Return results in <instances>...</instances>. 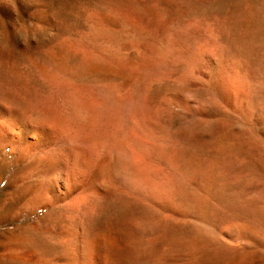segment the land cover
<instances>
[{
    "label": "rangeland",
    "instance_id": "1",
    "mask_svg": "<svg viewBox=\"0 0 264 264\" xmlns=\"http://www.w3.org/2000/svg\"><path fill=\"white\" fill-rule=\"evenodd\" d=\"M128 25L145 37V43L121 44L120 52H131L129 63L109 52L106 47L113 44L103 32ZM136 48L143 52L141 60ZM83 49L117 68L107 73L111 82L93 76L74 80L63 72L62 58L84 64ZM0 86V104L14 109L16 118L45 114L42 126L48 127L44 147L23 158L5 151L12 187L8 200L0 202V264H71L65 246L79 243L75 231L92 235L108 228L121 241L109 256L111 264H264V0H0ZM76 100L85 108V120L74 111ZM94 146L101 149L99 158ZM76 149L86 156L80 152L71 167ZM51 158L62 165L48 164ZM98 159L110 164V181L98 180L95 193ZM59 168L88 184L61 200L33 204L31 195ZM135 207L146 211L133 214ZM152 210L162 220L151 216ZM139 236L143 241L135 246ZM150 245L153 249L146 248Z\"/></svg>",
    "mask_w": 264,
    "mask_h": 264
},
{
    "label": "bare ground",
    "instance_id": "2",
    "mask_svg": "<svg viewBox=\"0 0 264 264\" xmlns=\"http://www.w3.org/2000/svg\"><path fill=\"white\" fill-rule=\"evenodd\" d=\"M134 6V5H133ZM126 7V6H125ZM137 10H138V8H137ZM135 10L133 9V12H134ZM137 12V11H136ZM130 13V12H129ZM139 13V12H138ZM109 14V13H108ZM141 14V13H140ZM95 15V14H94ZM115 15V14H114ZM126 15H129L128 13H126ZM104 16H105V14H104ZM91 17V16H90ZM98 17V16H97ZM107 17V16H106ZM112 17V16H111ZM129 17H130V15H129ZM94 18V17H93ZM104 18V17H103ZM103 18H101V19H103ZM113 18H114V16H113ZM141 18V17H140ZM90 19V18H89ZM123 19V18H122ZM133 19H135V18H133ZM106 20V19H105ZM49 21H50V19H49ZM115 21V20H114ZM96 22V21H95ZM101 22V21H100ZM104 22V21H103ZM52 23H54V22H52ZM105 23V22H104ZM138 23H140L139 21H138ZM93 24H94V22H93ZM100 24V23H99ZM106 24V23H105ZM126 24V23H125ZM107 25V24H106ZM130 25V24H129ZM129 25H128V27H124L122 30H115V31H107V30H105V31H103L104 33H106V35H107V41H109V42H111V44H113L112 46H109L108 44V46L106 47L108 50H109V52L110 53H112V55L114 56V57H117V58H126V60L127 59H129V57H130V53H122V52H120V46H121V44H124L125 42H127V41H130L131 39H138V41L137 42H139V40L141 39V40H143V39H145V37H143V36H141V33L142 32H140V31H137V30H135L133 27L131 28V27H129ZM142 25V24H141ZM94 26V25H93ZM108 26V25H107ZM113 26V25H112ZM131 26H135L134 24L132 25L131 24ZM139 26V25H138ZM154 27V26H153ZM96 28V27H95ZM99 28V27H98ZM110 28V27H109ZM141 28V27H140ZM97 29V28H96ZM105 29V28H104ZM145 29V28H144ZM99 30V29H98ZM91 31H92V29H91ZM97 31V30H96ZM92 32H94V31H92ZM97 32H99V31H97ZM102 32V31H101ZM103 33V34H104ZM82 34H83V32H82ZM101 34V33H100ZM99 34V35H100ZM89 35L91 36V33H89ZM142 35H143V33H142ZM89 36V37H90ZM82 37V36H81ZM102 37V36H101ZM96 38H97V36H96ZM96 40H98V39H96ZM105 40V39H104ZM90 41H92V40H90ZM80 42V41H79ZM93 42V41H92ZM96 42V41H95ZM143 42L145 43V40H143ZM170 42L172 43V40H170ZM58 43V42H57ZM56 43V44H57ZM68 43V42H67ZM144 43H142V44H144ZM66 44V43H65ZM101 44H103V43H101ZM72 45V44H71ZM131 45H132V43H131ZM134 45V44H133ZM135 45H136V43H135ZM171 45V44H170ZM174 45V44H173ZM72 46H74V45H72ZM87 46V45H86ZM99 46V45H98ZM91 47V46H90ZM95 47V46H94ZM105 47V46H104ZM124 47V46H123ZM136 47H139V46H136ZM146 47V46H145ZM144 46H142L141 48H145ZM74 48V47H73ZM125 48V47H124ZM148 48V47H147ZM154 48V47H153ZM51 49V48H50ZM55 49V48H54ZM87 49V48H86ZM86 49H83L82 50V54H83V59H84V64H82V65H79V64H72V63H70V61H68V59L65 57V58H62V56H60L62 59H61V61H62V70H63V72L68 76V77H70L71 79H74V80H80V79H86V77H95V79H97V80H100V81H112L113 79L112 78H109V76L107 75V73H109L110 71H117L115 68H113V66L111 65V64H109V63H107L106 61H104V60H101V59H97V58H95V57H92V55L86 50ZM127 49V48H126ZM137 49V48H136ZM171 49L173 50V48L171 47ZM46 50V49H45ZM103 50V49H102ZM130 50V49H129ZM137 50H139V51H135V53H134V55L136 56L135 58H137V59H139V60H141V56H142V53H141V49H137ZM155 51H156V49H154ZM47 51V50H46ZM50 51V50H49ZM142 51H144L143 49H142ZM147 51V50H146ZM146 51H144V52H146ZM56 52H58V50L56 51ZM150 52V51H149ZM62 53V52H61ZM77 53H78V51H77ZM76 53V54H77ZM148 53V52H147ZM55 55H56V53H54ZM59 54V53H58ZM57 54V55H58ZM106 54V53H105ZM60 55V54H59ZM100 55V54H99ZM154 55V54H153ZM153 55H151V56H153ZM44 56V55H43ZM66 56V55H65ZM71 56V55H70ZM69 55H68V57H70ZM64 57V56H63ZM77 57V56H76ZM98 57V56H97ZM144 57H145V54H144ZM46 58V57H45ZM99 58H101V57H99ZM132 58V57H131ZM55 59V58H54ZM146 59V58H145ZM60 60V59H59ZM71 60V59H70ZM106 60V59H105ZM111 60V59H110ZM120 60V59H119ZM45 61H46V59H45ZM55 61H56V59H55ZM109 61V60H108ZM123 61V60H122ZM122 61H119V63L120 62H122ZM144 61V60H143ZM151 61V60H150ZM44 62V61H43ZM82 62V61H81ZM80 62V63H81ZM118 62V61H117ZM124 62H125V60H124ZM130 62V59L128 60V63ZM152 62V61H151ZM159 62V61H158ZM45 63V62H44ZM46 63H47V61H46ZM54 63V62H53ZM61 63V62H60ZM113 63V62H112ZM136 63V62H135ZM139 63V62H138ZM160 63V62H159ZM114 64V63H113ZM140 64V63H139ZM152 64V63H151ZM49 65V64H48ZM123 65H124V63H123ZM127 65V64H126ZM130 65V64H129ZM133 65V64H132ZM146 65V64H145ZM161 65V64H160ZM117 66V65H116ZM144 66V65H143ZM151 66V65H150ZM52 67H54V66H52ZM118 67V66H117ZM133 67V66H132ZM48 68H49V66H48ZM119 68H121L120 66H119ZM147 68H148V66H147ZM50 69V68H49ZM142 69V68H141ZM144 69V68H143ZM42 70V69H41ZM138 70V69H137ZM50 71V70H49ZM59 70H57V72H58ZM128 71H129V69H128ZM150 71H151V69H150ZM131 72V71H130ZM161 72V71H160ZM122 73V72H121ZM57 75H58V73H56ZM60 76H61V74H59ZM133 75V74H132ZM63 77V76H62ZM3 79V78H2ZM12 79V78H11ZM133 79V78H132ZM4 80V79H3ZM66 80V79H65ZM2 81V80H1ZM115 81V80H114ZM2 82H4V81H2ZM135 82V81H134ZM65 83V82H64ZM113 83V82H112ZM122 83H124V82H122ZM4 84V83H3ZM117 84H119V83H117ZM6 85H8V84H6ZM9 85H10V81H9ZM108 85V84H107ZM124 85V84H123ZM109 86V85H108ZM115 86V85H114ZM119 86V85H118ZM122 86V85H121ZM0 87H2V86H0ZM3 87H4V85H3ZM6 87V86H5ZM4 87V88H5ZM9 87V86H8ZM7 87V88H8ZM86 87V86H85ZM103 87H104V85H103ZM112 87V86H111ZM96 88V87H95ZM106 88V87H105ZM7 90V89H6ZM102 90V89H101ZM120 90H121V88H120ZM4 91V90H3ZM9 91V90H8ZM1 92V91H0ZM2 93V92H1ZM4 93H5V91H4ZM6 94V93H5ZM92 94V93H91ZM96 94V93H95ZM7 95V94H6ZM2 97H3V95H2ZM106 97V96H105ZM52 98V97H51ZM8 99V98H7ZM6 99V100H7ZM2 104V103H1ZM0 104V202H3V201H5V200H8V199H6V197L8 196V194L9 193H11V187H12V181H11V179L8 177V176H6L5 175V172H7L8 171V169H9V166H10V161H8L7 160V156H6V154H5V151H6V149H9L10 150V153H13V152H16V153H18V155L21 157V158H23V157H26L30 152H32V151H34L35 149H38V148H42V147H44V143H45V140H46V137H47V135H48V127L46 126V125H43L42 126V123L44 122V121H46V119H47V115L45 116V114L43 115H38V116H36V117H34L33 115L32 116H30V118H29V120H24V119H18V118H16L14 115H15V110L14 109H6L4 106H2ZM122 104V103H121ZM5 105V104H4ZM74 111H75V113L78 115V116H81L82 118L83 117H86V115L84 116V114H85V108L82 106V105H80V104H77V100H76V104H75V106H74ZM101 111V110H100ZM121 111V110H120ZM45 112H46V110H45ZM53 112H55V111H53ZM42 113H44V112H42ZM50 113V112H49ZM49 113H47V114H49ZM90 113V112H89ZM92 113V112H91ZM64 114V113H63ZM51 115V113L48 115V117ZM56 115V114H55ZM58 115V114H57ZM74 115V114H73ZM104 115V114H103ZM18 116V115H17ZM54 116V113H53V115H52V117ZM59 116V115H58ZM88 116V115H87ZM89 116H90V114H89ZM94 116V115H93ZM61 117H63V116H61ZM70 116H68V118H69ZM91 117V116H90ZM95 117V116H94ZM99 117V116H98ZM54 118V117H53ZM52 118V119H53ZM55 118H56V116H55ZM67 118V117H66ZM49 119V118H48ZM62 119V118H61ZM74 119V118H73ZM72 119V120H73ZM84 119V118H83ZM82 119V122L85 120H83ZM95 119V118H94ZM50 120H51V118H50ZM63 120V119H62ZM61 120V121H62ZM72 120H70V121H72ZM76 120V119H75ZM78 120V119H77ZM76 120V121H77ZM87 120H89V119H86V122H87ZM54 121V120H53ZM59 121V120H58ZM106 121H107V119H106ZM51 122V121H50ZM73 122V121H72ZM96 122V121H95ZM139 122V121H138ZM46 123V122H45ZM76 123H78V122H76ZM93 123V122H92ZM108 123V122H107ZM47 124V123H46ZM51 124H53V123H51ZM58 124H59V122H58ZM71 125H72V123H70ZM84 124V123H83ZM89 124V123H88ZM93 124H95V123H93ZM65 125V124H64ZM64 125H62V127L64 126ZM97 125V124H96ZM96 125H94V126H96ZM66 126V125H65ZM69 126V125H68ZM75 126V125H74ZM80 126V125H79ZM79 126H77V127H79ZM85 126V125H84ZM106 126V125H105ZM108 126V125H107ZM51 127H53L52 125H51ZM72 127V126H71ZM81 127V126H80ZM97 127V126H96ZM59 128V127H58ZM70 128V127H69ZM68 128V129H69ZM75 128V127H74ZM98 128V127H97ZM56 129V128H55ZM60 129H63V128H60ZM65 130L67 129V128H64ZM63 129V130H64ZM68 129H67V131H68ZM71 129V128H70ZM86 129V128H85ZM92 129H93V127H92ZM73 130V129H72ZM86 130H88V129H86ZM101 130V129H100ZM102 130H103V128H102ZM58 131V130H57ZM81 131H84V129L83 130H81ZM95 131H96V129H95ZM95 131H93V132H95ZM110 131V130H109ZM63 132V131H62ZM73 132H75V131H73ZM90 132H92L91 130H90ZM100 132V131H99ZM72 133V132H71ZM78 133V132H77ZM79 133H80V131H79ZM78 133V134H79ZM84 133V132H83ZM87 133V132H86ZM105 133H106V131H105ZM109 133V132H108ZM59 134V133H58ZM57 134V135H58ZM88 134H89V132H88ZM91 134V133H90ZM95 134H97L96 132H95ZM99 135H100V133H98ZM53 135V134H52ZM57 135H55V136H57ZM70 135V134H69ZM87 135V134H86ZM103 135V134H102ZM68 136V135H67ZM66 135H65V137H67ZM77 136V135H76ZM80 136H82V134L80 135ZM107 136V135H106ZM69 137V136H68ZM79 137V136H78ZM77 137V138H78ZM50 138V137H49ZM84 138V137H83ZM99 138V137H98ZM110 138V137H109ZM56 139V138H55ZM78 139H80L81 140V138H78ZM77 139V140H78ZM102 140H106V139H103V137L101 138ZM67 140V139H66ZM98 140V139H97ZM99 140H100V138H99ZM60 141V140H59ZM73 141H75V139L73 140ZM107 141V140H106ZM109 141V140H108ZM107 141V142H108ZM69 142V141H68ZM76 142V141H75ZM79 142V140L77 141V143ZM71 143V142H70ZM76 143V144H77ZM82 143V142H81ZM81 143L79 144V145H81ZM99 144H100V142H98ZM102 143V142H101ZM74 144V143H73ZM75 144V145H76ZM92 144H94V143H92ZM96 145H98L97 144V142L95 143ZM102 144H104V142L102 143ZM110 144V143H109ZM71 145V144H70ZM79 145H78V147H79ZM105 145H108L107 143L106 144H104L103 146H105ZM50 146V145H49ZM48 146V147H49ZM59 146H61V145H59ZM74 146V145H73ZM82 146V145H81ZM91 146V145H90ZM93 146V145H92ZM91 146V147H92ZM53 147V146H52ZM72 147V146H71ZM84 147V146H83ZM87 147H89V146H87ZM86 147V148H87ZM95 147V146H94ZM98 147H99V145H98ZM59 148H61L62 149V147H59ZM73 148V147H72ZM74 148H75V146H74ZM93 148V147H92ZM95 148H97V146L95 147ZM94 148V149H95ZM55 149H56V147H55ZM71 149V148H70ZM99 151H97L96 153L97 154H99L97 157L99 158V156H100V154H101V152H100V150L101 149H99V148H97ZM49 150V149H48ZM81 150V149H80ZM84 150V149H83ZM92 150V149H91ZM96 150V149H95ZM65 151V150H64ZM88 151H90L89 149H88ZM39 152V151H38ZM54 152V151H53ZM81 152V151H80ZM79 152V153H80ZM91 152V151H90ZM89 152V154H91ZM98 152H100V153H98ZM105 151H103V153H104ZM112 152V151H111ZM33 153H35V152H33ZM36 153H37V151H36ZM79 153L77 152V149H76V151H74L73 153H71V157H70V159H69V164H71L72 166L71 167H73L74 165H75V163H76V161H77V158L79 157ZM82 153V152H81ZM80 153V154H81ZM83 153H85V152H83ZM82 153V154H83ZM63 154V153H62ZM66 154V153H65ZM88 154V155H89ZM56 155H58V154H56ZM60 155V154H59ZM58 155V156H59ZM84 155V154H83ZM102 155V154H101ZM109 155V154H108ZM107 155V156H108ZM113 155V154H112ZM11 156V155H10ZM63 156H64V154H63ZM84 156H86V155H84ZM89 157V156H88ZM90 157H91V155H90ZM103 157V156H102ZM112 157V156H111ZM117 157V156H116ZM134 157V156H133ZM82 158V157H81ZM85 158V157H84ZM83 158V159H84ZM115 158V157H114ZM113 158V159H114ZM118 158V157H117ZM124 158V157H123ZM130 158V157H129ZM142 158V157H141ZM63 159V158H62ZM79 159H80V157H79ZM79 159H78V161H79ZM86 159V158H85ZM102 159V158H101ZM99 160L100 162L98 163L99 165L97 166V169H96V171H95V178H93L94 179V181H93V183H94V186H93V190H94V192L95 193H99L100 192V186H97L96 185V182L99 180H101L102 179V182L103 181H110L109 179H108V173H110L109 172V169H110V164L108 163V161L106 162V161H102V160ZM105 159V158H104ZM120 159H121V157H120ZM119 159V160H120ZM143 159V158H142ZM43 160H45V159H43ZM64 160V159H63ZM86 160H88V159H86ZM85 160V161H86ZM91 160H93V159H91ZM96 160V159H95ZM94 160V161H95ZM130 160V159H129ZM84 161V162H85ZM110 161H112V158H110ZM114 161H115V159H114ZM117 161H118V159H117ZM135 161V160H134ZM48 164H50V165H58V166H61L62 165V160H59V159H49L48 160ZM80 162V161H79ZM131 162V161H130ZM141 162V161H140ZM143 162L144 161H142V165H144L143 164ZM41 163V162H40ZM78 163V162H77ZM129 163V162H128ZM132 163H134V164H137V162L135 163V162H132ZM43 164H45V162L43 163ZM80 164V163H79ZM88 164V163H87ZM93 164V163H92ZM120 164V163H119ZM40 165V164H39ZM47 165V164H46ZM85 165V164H84ZM89 165H90V163H89ZM118 165V164H117ZM49 166V165H48ZM47 166V167H48ZM94 166V165H93ZM93 166H92V168H93ZM113 166H114V164H113ZM130 166H132V165H130ZM138 166V165H137ZM137 166H136V168H137ZM140 166V165H139ZM64 168H65V165L63 166ZM76 167V166H75ZM81 167V166H80ZM79 167V168H80ZM118 167V166H117ZM143 167V166H142ZM87 168H89V167H87ZM120 168V167H119ZM118 168V169H119ZM122 168V167H121ZM120 168V169H121ZM139 168V167H138ZM46 169V168H45ZM94 169V168H93ZM92 169V170H93ZM53 170V169H52ZM91 170V171H92ZM116 169H114V171H115ZM144 170H146L145 169V167H144ZM80 171V170H79ZM82 172H83V170H81ZM129 171V170H128ZM127 171V172H128ZM14 172V171H13ZM34 172V171H33ZM43 172V171H42ZM85 172V171H84ZM142 172H143V169H142ZM146 172H148V171H146ZM10 173V172H9ZM27 173V172H26ZM75 173V172H74ZM88 173V172H87ZM119 173L121 174L122 172H120L119 171ZM130 173V172H129ZM139 173V172H138ZM154 173V172H153ZM46 174V173H45ZM91 174V173H90ZM89 174V175H90ZM88 175V176H89ZM134 175V174H133ZM147 175V174H146ZM152 175V174H151ZM151 175H150V180L153 178H151ZM111 176V175H110ZM129 176H131V175H129ZM140 176V175H139ZM93 177V176H92ZM118 177V176H117ZM46 179L44 180V182H42L41 183V185H40V187L39 188H37L36 189V192L35 193H33L32 195H31V197H32V199H31V202L33 203V204H37V206H42V205H44L45 204V202L47 201V200H51V199H53V200H61V199H63V198H65L67 195H71L72 193H73V191L75 190V189H81V188H83L84 186H85V184H88V183H86V180L84 179L85 177H83V179H82V177L79 175V177H78V179H75V177H74V174H73V172L71 171H68L67 173H64L63 171H62V168H59L58 170H56L53 174H51V175H47V177H45ZM114 178H116V176H114ZM138 178V177H137ZM145 178H147V177H145ZM155 179V178H154ZM5 180H7V182H6V186L3 188V189H1V186H2V183H3V181H5ZM90 180V179H89ZM115 180V179H114ZM144 180V179H143ZM148 180V178L146 179V181ZM30 181V180H29ZM33 181V180H32ZM111 181L113 182V178H111ZM116 181H119V180H116ZM115 181V182H116ZM145 181V182H146ZM149 181V180H148ZM147 181V182H148ZM156 181H157V179H156ZM156 181H154V182H156ZM112 182H110V183H112ZM129 182V181H128ZM132 182V181H131ZM142 182V181H141ZM144 182V183H145ZM150 182V181H149ZM38 183V182H37ZM104 183V182H103ZM102 183V184H103ZM109 183V184H110ZM114 183V182H113ZM117 183V182H116ZM125 183H126V181H125ZM135 182H133V184H134ZM157 183V182H156ZM132 184V183H131ZM138 183H135V185H137ZM142 183H140L139 184V186L141 185ZM148 184V183H147ZM159 184H162V183H159ZM99 185V184H98ZM104 185V184H103ZM120 185V184H119ZM145 185V184H144ZM151 185V184H150ZM154 185H155V183H154ZM88 186V185H87ZM139 186H136V187H139ZM148 186V185H147ZM156 186H157V184H156ZM162 186H163V184H162ZM166 186V185H165ZM114 187V186H113ZM135 187V186H134ZM135 187V188H136ZM144 187H146V186H144ZM151 187V186H150ZM89 188V187H88ZM117 188V187H116ZM115 188V189H116ZM149 188V187H148ZM155 188V187H154ZM159 189H160V187H158ZM167 188H169V187H167ZM171 188V187H170ZM102 189V188H101ZM118 189V188H117ZM151 189V188H150ZM3 190V191H2ZM108 190V189H107ZM106 190V191H107ZM109 190H111V188L109 189ZM132 190V189H131ZM135 190V189H134ZM145 190H147L146 188H145ZM169 190V189H168ZM181 190V189H180ZM83 191V190H82ZM126 191H128V190H126ZM125 191V192H126ZM130 191V190H129ZM139 192H140V190H138ZM141 191H143V189L141 190ZM158 191V190H157ZM4 192V193H3ZM77 192V191H76ZM86 192V191H85ZM108 192V191H107ZM111 192V191H110ZM132 193H134L133 191H131ZM135 192H137V190L135 191ZM138 192V193H139ZM145 192V191H144ZM148 193H149V190L147 191ZM152 192V191H151ZM119 193V192H118ZM137 193V194H138ZM147 193V194H148ZM165 193V192H164ZM82 194V193H81ZM111 194V193H110ZM131 193H129V195H130ZM135 194V193H134ZM136 194V195H137ZM140 194V193H139ZM142 195H143V193H141ZM1 195L3 196V197H1ZM98 195V194H97ZM113 195V194H112ZM117 195V194H116ZM120 194H118V197L119 198H121L120 196H119ZM132 195V194H131ZM144 195H145V193H144ZM150 195V194H149ZM82 196H84V195H82ZM91 196V195H90ZM96 195H94V197H95ZM109 196V195H108ZM122 196H125V195H123L122 194ZM133 196H135V195H133ZM141 196V195H140ZM151 196V195H150ZM164 196V195H163ZM79 197V196H78ZM86 197V196H85ZM92 197V196H91ZM94 197H93V199H94ZM117 196H115V198H116ZM117 197V198H118ZM128 197V196H127ZM138 197H139V195H138ZM142 197H144V196H142ZM114 198V199H115ZM119 198H118V200H119ZM129 198V197H128ZM127 198V199H128ZM131 199H133L132 198V196L130 197ZM139 198H141V197H139ZM148 198V197H147ZM146 198V199H147ZM176 198V197H175ZM174 198V199H175ZM84 199V198H83ZM88 199V198H87ZM131 199H130V201H131ZM137 199V198H136ZM141 199H143V198H141ZM145 199V198H144ZM143 199V200H144ZM145 199V200H146ZM151 199H152V197H151ZM164 199V198H163ZM52 200V201H53ZM149 200H150V198H149ZM153 200V199H152ZM152 200H150V201H152ZM159 200V199H158ZM165 200V199H164ZM51 201V202H52ZM120 201V200H119ZM126 201V200H125ZM125 201H123L124 203H125ZM129 201V200H128ZM133 201H135V200H133ZM172 201V200H171ZM50 202V203H51ZM61 202V201H60ZM90 202V201H89ZM92 202V201H91ZM114 202H115V200H114ZM116 202H118V201H116ZM121 202H122V200H121ZM127 202V201H126ZM135 202H137L138 203V201H135ZM141 202V201H140ZM146 202V201H145ZM159 202V201H158ZM170 202V201H169ZM120 203V202H119ZM146 203H148V201L146 202ZM153 203V202H152ZM173 203V202H172ZM127 204V203H126ZM135 204V203H134ZM149 204V203H148ZM151 204V203H150ZM149 204V206H150V208L151 209H153V208H155V206L154 205H152V206H154V207H151V205ZM155 204V203H154ZM168 204V203H167ZM166 204V205H167ZM79 205H81V203H79ZM125 205V204H124ZM136 205V204H135ZM138 205V204H137ZM140 205H142V206H145L146 207V205H144V202L141 204L140 203ZM140 205H138L139 206V208H140ZM171 205V204H170ZM127 206V205H126ZM130 206V205H129ZM141 206V207H142ZM148 206V205H147ZM149 206L147 207V208H149ZM172 206V205H171ZM131 207V206H130ZM130 207H128V209L130 208ZM133 207V206H132ZM159 207V206H158ZM173 207V206H172ZM40 208V207H39ZM138 209V207H135V210H134V212H133V209H132V213L134 214V213H136L135 211H137V213H139L140 214V212H142V214H144L143 212H144V210H145V208L144 209H142L141 211H139L138 212V210H140V209ZM146 208V209H147ZM157 208V207H156ZM4 209V208H3ZM37 209V208H36ZM36 209H34L32 212H34ZM151 209H147V211H150ZM41 210H42V208H41ZM173 210V209H172ZM95 211V210H94ZM146 211V210H145ZM154 210H152V212H153ZM11 212V211H10ZM31 212V213H32ZM86 212V211H85ZM115 212V211H114ZM129 212H130V210H129ZM155 212V213H154ZM153 213H152V215L151 214H149V215H151V216H153L154 214V218L157 216V217H159V218H161V220H162V217H160L159 215H157V213H158V211H154ZM157 212V213H156ZM18 213V212H17ZM78 213H79V211H78ZM127 213H128V211H127ZM126 213V214H127ZM131 213V212H130ZM136 213V214H137ZM146 213V212H145ZM149 213V212H148ZM151 213V212H150ZM159 213H160V211H159ZM23 214V213H22ZM129 214V213H128ZM138 215V216H142V218H145V217H143V216H145V215ZM78 215V214H77ZM123 215V214H122ZM148 215V214H147ZM146 215V216H147ZM148 215V216H149ZM169 215H171V214H169ZM31 216V215H30ZM75 216V215H74ZM95 216V215H94ZM147 216V217H148ZM172 216V215H171ZM13 217H15L14 215H13ZM121 217H124V215L123 216H121ZM121 217H119V218H121ZM156 217V218H157ZM167 217H170V216H168L167 215ZM23 218V217H22ZM70 218V217H69ZM152 219H153V217H151ZM159 218H157V219H159ZM147 219V221H148V219H149V221H150V218L148 217V218H146ZM145 219V220H146ZM169 219V218H168ZM170 219H171V217H170ZM76 220V219H75ZM129 220H130V218H129ZM134 220V219H133ZM144 220V221H145ZM160 220V219H159ZM12 221V220H11ZM91 221V220H90ZM123 221V220H122ZM141 221H143V220H141ZM158 221V220H157ZM21 222H23V221H21ZM86 222V221H85ZM92 222V221H91ZM133 222V221H132ZM132 222H131V224H132ZM14 223V221H12L11 222V224H13ZM136 223H139V222H136ZM161 223V222H160ZM171 223V222H170ZM9 224V223H8ZM15 224V223H14ZM50 224V223H49ZM109 224H110V222H109ZM113 224V223H112ZM118 224V223H117ZM133 224H134V222H133ZM2 225V224H1ZM20 225V224H19ZM34 225V224H33ZM93 225H94V223H93ZM96 225H97V223H96ZM114 225V224H113ZM125 225V224H124ZM134 225H136L137 226V224H134ZM148 225V224H147ZM149 225L150 226H152V224H150L149 223ZM153 225H156V223L155 224H153ZM163 225V224H162ZM188 225V224H187ZM80 226H82V225H79V228H80ZM131 226V225H130ZM136 226H134L136 229H138V227H136ZM139 226V225H138ZM159 226V225H158ZM158 226L157 227H154V228H158ZM16 227H18V224H16L15 225V227H13V229L14 228H16ZM43 227V226H42ZM41 227V228H42ZM77 227V226H76ZM107 227H110V225L109 226H107ZM161 227V226H160ZM164 227H166V226H164ZM20 228H22V227H20ZM133 228V227H132ZM135 228H133V230L135 229ZM150 228V227H149ZM168 228V227H167ZM85 229V228H84ZM93 229V228H92ZM114 229H115V226H114ZM139 229H141L140 227H139ZM148 229V228H147ZM146 229V230H147ZM164 229H166V228H164ZM231 229V228H230ZM15 230V229H14ZM34 230V229H33ZM58 230V229H57ZM119 230H120V228H119ZM118 230V231H119ZM123 230V229H122ZM122 230H121V232H122ZM131 230V229H130ZM85 231V230H84ZM95 231V230H94ZM117 231V232H118ZM151 231V230H150ZM166 231V230H165ZM171 231V230H170ZM169 231V232H170ZM14 232V231H13ZM22 232V231H21ZM20 232V233H21ZM29 232H31V231H29ZM42 232V231H41ZM53 232V231H52ZM64 232V231H63ZM72 232H73V230H72ZM76 233L74 234L75 236H76V238H78V241H79V243L75 246V247H73V246H71V245H69V244H67L66 246H65V253H66V255L68 256V261L71 263V264H107V263H109L110 262V260L111 259H109L111 256L113 257V254L112 253H114L115 254V252L116 251H118L119 250V248H120V246H121V241H120V238H119V236L116 234V230L115 231H113V229H110V228H108V229H102V230H99V231H97V232H95L94 234H92V235H87V234H85L83 231H75ZM92 232V231H91ZM121 232H120V235H121ZM124 232V231H123ZM122 232V233H123ZM134 232V231H133ZM154 232V231H153ZM39 232H37L36 234H38ZM126 233V232H125ZM125 233H123L124 235H125ZM132 233V232H131ZM149 233V232H148ZM147 233V234H148ZM162 233V232H161ZM24 234V233H23ZM45 234V233H44ZM69 234V233H68ZM129 234V233H128ZM142 234V233H141ZM146 234V233H145ZM163 234V233H162ZM25 235V234H24ZM39 235H41V234H39ZM134 235H135V232H134ZM151 234H149V236H150ZM26 236V235H25ZM35 236V235H34ZM42 236V235H41ZM137 236V235H136ZM152 236V235H151ZM157 236V235H156ZM164 236V235H163ZM133 237V236H132ZM35 238V237H34ZM37 238H39V237H37ZM43 238H44V236H43ZM46 238V237H45ZM134 238H136L135 236H134ZM148 238V237H147ZM155 239V237H152V239ZM164 238L166 239V237L164 236ZM172 238H175V237H173V235H172ZM171 238V240H173ZM15 239V238H14ZM28 239V238H27ZM128 239H130V238H128ZM139 239H140V236H139ZM139 239H136L137 241H134L135 243L134 244H136V242H139V244L143 241V239L141 240H139ZM151 239V238H150ZM149 239V240H150ZM151 239V240H152ZM161 239V238H160ZM164 239V241H166ZM20 240V239H19ZM49 240V239H48ZM59 240V239H58ZM57 240V241H58ZM72 240V239H71ZM132 240V239H131ZM150 240V242H153L154 240H152L151 241ZM155 240H157V239H155ZM177 240V239H176ZM23 240L21 239V242H22ZM26 241V240H25ZM33 241V240H32ZM36 241V240H35ZM50 241V240H49ZM66 241V240H65ZM129 241V240H128ZM132 241V242H133ZM145 241V240H144ZM147 241V240H146ZM18 242V241H17ZM28 242V241H27ZM34 242V241H33ZM132 242H131V244H132ZM158 242H159V240H158ZM41 243V242H40ZM53 243V242H52ZM172 243V242H171ZM177 243V242H176ZM27 244V243H26ZM50 244V243H49ZM138 244V245H139ZM145 244V243H144ZM143 244V245H144ZM149 244V243H148ZM156 244H157V242H156ZM155 244V246L157 247L158 245H156ZM163 244V243H162ZM51 245H53V244H51ZM133 245V244H132ZM137 244L135 245V246H138ZM141 245V244H140ZM139 245V246H140ZM142 245V246H143ZM165 245V244H164ZM171 245H173V243L171 244ZM174 245H175V243H174ZM152 246H154V245H152ZM151 245L150 246H146V248L147 247H149V249L150 248H152L153 249V247H152ZM126 247V246H125ZM145 247V246H144ZM155 247V248H156ZM161 247H163V246H161ZM160 247V248H161ZM123 248V247H122ZM135 248V247H134ZM141 248L142 247H140V249L137 247V248H135V250H141ZM169 248V247H168ZM187 248V247H186ZM143 249V252H144V248H142ZM162 249V248H161ZM18 250H20V249H18ZM31 250V249H30ZM41 249H39V251H40ZM134 250V252L135 253H137L136 251ZM160 250V249H159ZM39 251H37V252H39ZM161 251H163V250H161ZM165 251H167V250H165ZM185 251V250H184ZM7 252V251H6ZM22 252H24V253H26L27 254V251H25V249H24V251H21V253ZM30 252V251H29ZM140 252V251H139ZM147 252H149V251H147ZM155 252H156V250H155ZM8 253V252H7ZM21 253H19V256H20V254ZM24 253H22V255L24 254ZM40 253V252H39ZM130 253V252H129ZM152 253H154V252H152ZM160 253V252H159ZM158 253V254H159ZM14 254V253H13ZM15 254H17V253H15ZM37 253L35 252V254L34 255H36ZM43 254V253H42ZM112 254V255H111ZM132 254V253H131ZM138 254V253H137ZM136 254V255H137ZM139 254H141V253H139ZM143 254V253H142ZM158 254H156V255H158ZM190 254V253H189ZM18 255V254H17ZM17 255H16V257H17ZM25 255V254H24ZM21 256L22 257V259H23V257H25V258H27L26 256ZM111 255V256H110ZM116 255V254H115ZM118 255V254H117ZM146 255H147V253H146ZM155 255V256H156ZM185 255V254H184ZM19 256H18V258H19ZM110 256V257H109ZM127 256V255H126ZM139 257H141V255H138ZM138 256H136V258H138ZM147 256H149V255H147ZM154 256V257H155ZM165 256V255H164ZM188 256V255H187ZM8 257V256H7ZM12 257H14V256H12ZM20 257V258H21ZM120 257V256H119ZM129 257H130V255H129ZM185 257V256H184ZM15 258V257H14ZM132 258V257H131ZM150 258V257H149ZM148 258V259H149ZM183 258V257H182ZM147 259V258H146ZM158 259V258H157ZM185 259V258H184ZM188 259H190V257L188 258ZM8 260V259H7ZM116 260H118V261H116V263L117 262H119V259H117L116 258ZM10 261H11V259H10ZM9 261V262H10ZM14 261V260H13ZM20 261V260H19ZM18 261V262H19ZM22 261V260H21ZM27 261V259L25 260V262ZM29 261L31 262V260H30V258H29ZM54 261V260H53ZM53 261H51V263H53ZM109 261V262H108ZM121 261V260H120ZM137 261V260H136ZM144 261H146V260H144ZM155 261V260H154ZM185 261H187V259L185 260ZM190 261V260H189ZM14 262H16V261H14ZM28 262V261H27ZM42 262V261H41ZM40 262V263H41ZM146 262H150V261H146ZM5 263V262H4ZM12 264H14L13 262H11ZM10 263V264H11ZM49 263H50V261H49ZM48 263V264H49ZM135 263V262H134ZM141 263V262H140ZM152 263V262H151ZM20 264H22V263H20ZM25 264V263H24ZM27 264V263H26ZM109 264H111V263H109ZM112 264H113V261H112ZM119 264V263H118ZM142 264V263H141ZM144 264V263H143ZM155 264V263H154ZM187 264V263H186ZM188 264H190V263H188Z\"/></svg>",
    "mask_w": 264,
    "mask_h": 264
}]
</instances>
